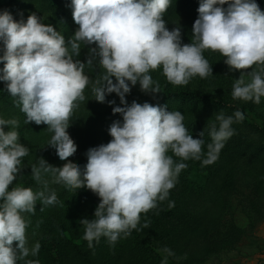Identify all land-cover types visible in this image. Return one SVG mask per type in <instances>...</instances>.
<instances>
[{"label":"clouds","instance_id":"1","mask_svg":"<svg viewBox=\"0 0 264 264\" xmlns=\"http://www.w3.org/2000/svg\"><path fill=\"white\" fill-rule=\"evenodd\" d=\"M171 3L71 0L68 7L78 28L67 41L35 13L26 20L22 14L21 19L14 20L7 9L0 11V62L4 63L0 81L5 82L7 92L25 114V124L47 125L52 135L46 145L61 161L76 152L66 130L73 110L87 100L86 87L91 86V99L104 103L108 94L115 93L122 105L112 107V113L121 117L108 128L112 139L89 148L82 168L72 162L54 167L43 158L31 165L32 178L42 186L37 191L21 186L9 190L24 167L22 160L29 155V148L18 142L19 121L0 118V264H18L21 260L24 264H39L37 259H27L38 255L40 244L28 246L29 221L24 214H34L37 201L44 207L58 203L49 183L70 191L86 188L96 194L100 202L93 218L79 221L84 228L83 239L89 248L102 237L115 246L132 230H139L141 213L169 197V190L188 166L184 161L209 165L218 159L225 143L236 134L233 124L242 122L244 114L240 110L232 115L217 113L208 127L211 142L206 144L205 153V132L194 139L180 111H169L167 105L126 101V94L137 84L145 94L161 92L160 84L150 75L152 71L161 69L169 83L185 86L194 77L212 74L204 51L219 52L229 70L251 69L233 80V99L261 103L264 11L256 0H200L189 44H182L179 26L169 30L162 18ZM82 45L88 46L84 63L74 59L80 55ZM86 66L103 71L89 79ZM107 103L111 106L115 101ZM142 227L147 228L148 222ZM160 252L161 264H169L168 258L175 257L168 247Z\"/></svg>","mask_w":264,"mask_h":264},{"label":"rangeland","instance_id":"2","mask_svg":"<svg viewBox=\"0 0 264 264\" xmlns=\"http://www.w3.org/2000/svg\"><path fill=\"white\" fill-rule=\"evenodd\" d=\"M70 2L0 0V11L7 9L14 20L21 19V14L26 20L28 15L35 13L67 41L78 28L68 7ZM199 3L200 0H172L162 17L169 30L180 27L182 44L191 43ZM256 3L264 11V0H256ZM203 55L212 66V74L207 78L197 76L185 86H175L166 80L161 69H157L150 75L160 84V93L145 94L137 84L125 98L129 104L135 100L140 104L167 105L169 111H180L194 139L199 138L201 131L205 132V153L206 144L211 142L208 127L215 115L221 111L232 115L240 110L245 118L233 124L236 134L225 143L218 159L209 165L191 159L184 161L188 166L169 190V197L158 202L156 208L141 213L139 230H132L131 235L118 240L115 246L102 237L89 248L83 239L84 228L79 221L93 218L100 202L96 194L86 188L70 191L63 185L49 183L50 189L57 194L58 203L44 207L37 201L35 213L24 214L29 221L26 228L28 246L40 244L38 255L27 259H37L39 264H161L160 249L168 247L175 253V257L168 258L169 264H264V159L255 155L264 146V98L259 105L234 100L231 95L233 80L251 69L229 70L219 52L205 50ZM87 57L88 46L82 45L80 55L74 59L84 63ZM3 66L0 62V68ZM85 71L89 79H95L103 70L86 66ZM90 88L84 90L87 100L73 110L71 124L66 130L76 145V152L67 161H61L55 150L46 145L52 135L47 125L25 124V114L7 92L5 82L0 81V118L19 121L18 142L29 148V155L22 160L24 167L9 185V190L15 186L30 187L33 191L41 189L31 176V165L38 158L54 167L72 162L82 168L85 161L81 158L86 156L91 142L96 147L112 139L108 128L113 121L121 119L119 114L112 113V107L122 106L119 98L112 93L106 96L104 103L97 102L91 99ZM164 92L205 94L212 100L162 98ZM109 100H114L115 104L110 106ZM8 130L5 125L4 131ZM146 221L148 227L144 228L142 225ZM206 237L212 241H205ZM15 244L13 242V246Z\"/></svg>","mask_w":264,"mask_h":264},{"label":"trees","instance_id":"3","mask_svg":"<svg viewBox=\"0 0 264 264\" xmlns=\"http://www.w3.org/2000/svg\"><path fill=\"white\" fill-rule=\"evenodd\" d=\"M176 97H181L182 100L184 101L185 99H192V100H212L211 97H209L208 95L205 94H198V93H191V92H173V93H169V92H164L162 94V98H176ZM89 148H92V142L88 145ZM97 147V146H96ZM262 150V152H261ZM263 151H264V146H262L257 153L255 154L256 157L260 160L264 159L263 156ZM81 159H83L85 161V164L87 163V157H82ZM264 161V160H263ZM206 240H211L209 239V237L205 238ZM212 241V240H211Z\"/></svg>","mask_w":264,"mask_h":264}]
</instances>
